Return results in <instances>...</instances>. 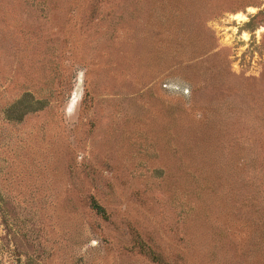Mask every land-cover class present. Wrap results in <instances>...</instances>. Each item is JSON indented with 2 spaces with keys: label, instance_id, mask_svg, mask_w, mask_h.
I'll return each mask as SVG.
<instances>
[{
  "label": "rangeland",
  "instance_id": "obj_1",
  "mask_svg": "<svg viewBox=\"0 0 264 264\" xmlns=\"http://www.w3.org/2000/svg\"><path fill=\"white\" fill-rule=\"evenodd\" d=\"M236 238L264 253V0H0V264H241Z\"/></svg>",
  "mask_w": 264,
  "mask_h": 264
},
{
  "label": "trees",
  "instance_id": "obj_2",
  "mask_svg": "<svg viewBox=\"0 0 264 264\" xmlns=\"http://www.w3.org/2000/svg\"><path fill=\"white\" fill-rule=\"evenodd\" d=\"M44 1L45 0H43V2ZM46 3L48 5H51L53 3V0H46ZM218 125H219V123L216 126H218ZM219 128L215 127L212 129H213V131L219 130V132H220ZM192 136H193L192 138H185L184 139V142L187 144V147H186L187 151L191 154V156L200 157V159H202L203 163H207V161L204 160V156L202 155V153L204 152V150H207V148L210 147V145L208 146V144L211 142V138L206 137L205 139H197V137H196L194 140V134ZM192 160H194V159H192ZM192 173L194 174V171H192ZM90 207L92 210H94V212L97 215H99L105 219L107 218V213H106L105 208L102 205H100L94 198L90 199ZM233 234L234 233L230 232V233H227V236L233 235ZM251 240L254 241L253 237H251ZM235 242L237 243V245H240L238 248H237V245H235V248L238 250L240 249L239 254L244 259V262L241 264H264V253L262 255L258 254V252H259L258 250H260L261 248L256 246V243H250L248 246H246L245 244H239L237 238H236Z\"/></svg>",
  "mask_w": 264,
  "mask_h": 264
}]
</instances>
